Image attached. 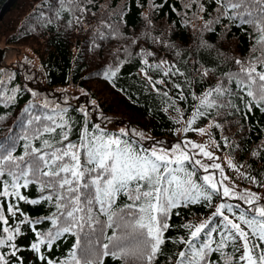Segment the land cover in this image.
Instances as JSON below:
<instances>
[{
    "label": "trees",
    "instance_id": "16d2710c",
    "mask_svg": "<svg viewBox=\"0 0 264 264\" xmlns=\"http://www.w3.org/2000/svg\"><path fill=\"white\" fill-rule=\"evenodd\" d=\"M10 9L0 20V40L22 47L25 53L10 66H0V139L9 134L17 138L15 156L32 148L51 151L44 146L45 140L60 147L63 134L69 137L64 144L78 143L84 130L96 132V125L109 134L127 132L121 138L135 149L170 146L177 140L178 115H182L185 134L193 135L197 128L209 125L216 148L229 155L255 189L264 190V103L247 96L234 81L227 84L231 94L221 97L229 104L205 109L199 100L224 81L227 73L239 70L236 60L260 55L259 33L252 24L228 19L231 12L225 15L218 0H15ZM198 108L205 114L189 125ZM65 124L66 128L60 127ZM52 127L54 132L45 131ZM185 167L195 173L194 182L204 185L199 165L186 163ZM41 180L47 178L20 189L27 201L38 203L0 196V214L8 220L7 225L0 221V236L6 235L3 227L20 228L13 241L19 248L15 256L7 245L0 246L9 264H47L48 260L72 264L71 253L81 255L75 247L77 234L81 245L86 238L78 230L77 234L63 233L48 247L47 233L55 232L63 217L53 223V214L59 216V212L55 199H44L50 190H41ZM130 202L122 194L117 207ZM217 203L232 205V212L227 207L223 212L236 222L241 213L251 218L255 206L213 193L211 201L172 209L165 242L152 264H177L178 253L186 249L180 239L188 238L183 225H198L209 214V227L216 228L211 239L219 242L225 221L212 215ZM9 205L14 206L15 215ZM25 218L31 223L24 222ZM241 227L245 226L241 223ZM114 231L121 234L105 228L104 235L97 233L95 238L107 242ZM36 233L45 240L40 253L31 249L38 242ZM208 241L202 235L196 244ZM235 247L229 243L224 255L209 251L207 264L238 258L241 253ZM102 260L103 264H146L134 258L123 261L107 256Z\"/></svg>",
    "mask_w": 264,
    "mask_h": 264
},
{
    "label": "snow or ice",
    "instance_id": "6c2138e0",
    "mask_svg": "<svg viewBox=\"0 0 264 264\" xmlns=\"http://www.w3.org/2000/svg\"><path fill=\"white\" fill-rule=\"evenodd\" d=\"M218 2L224 6L225 15L231 12L228 19L237 20L240 24H252L256 28L259 33L256 45L259 46L260 55L247 61L236 60L235 64L239 66V70L227 73L224 81L206 91L199 98L200 105L209 109L229 104V101L222 100L221 97L231 94L227 84L233 81L247 96L257 100L258 104L264 103V0ZM253 51H256L255 46ZM111 75L115 73L111 72ZM203 75L207 76L208 70H205ZM204 114L205 112L198 108L187 123L191 125L197 116ZM60 127L66 128L67 125ZM95 127L97 131L91 134L85 129L78 143L69 141L64 144L63 141H68L69 137L63 134L58 141L60 147H55L45 140L44 146L51 151L32 148L30 152L26 151L25 155L19 157L14 155L17 138L9 134L0 139V196H15L19 200L38 203L37 200L27 201V198L21 195L20 189L27 188L35 179L47 178L46 182L41 180L40 184L42 191L50 190L44 199H55L59 216L53 214V223L63 217L56 231L47 233L48 247L63 233L77 234L78 230V233H82L86 238L85 243L81 245L82 237L77 234L75 247L80 249L81 255L78 256L76 251H73L72 264H103L102 257L107 256L123 261L143 259L146 264H152L165 242L164 232L170 227L167 221L172 209L181 205L187 207L201 200L211 201L213 193H219L222 197L234 195L227 186H223L221 192L223 180L217 181L214 174L203 177L204 185L191 179L195 173L186 169V163L200 165L205 172H208L209 168H220L219 164L204 165L201 160H194L186 150L190 145L191 148L199 149L209 160H213L214 157L205 150V146L186 141L183 142V147L177 144L171 150L135 149L129 141L121 138L126 137L127 132L121 130L119 134H109L98 125ZM45 131L54 132L55 128H47ZM199 131L203 132L204 129ZM138 135L143 136V133ZM22 138L27 139L26 136ZM26 156L29 158L26 159ZM221 176L223 177L222 169ZM122 194L131 202L117 207V200ZM260 199L256 193L246 192V203L249 205H256ZM13 207L9 205L8 210L15 215ZM226 207L229 212L233 211L232 205L221 203L212 214L213 217H223L225 221L219 242L211 239L212 233L216 232L215 227H209L211 220L198 225H183L188 230V238L180 239L186 249L178 253L177 264H207L206 256L209 251L221 252L224 255L223 249L228 247L229 243L237 245L234 251L241 254L238 258L227 257L225 264H231L233 259L237 260V264H264V247H261L264 245V205L254 206L251 218L241 213L238 217L240 222L224 215L223 210ZM100 216L106 217V220L102 221ZM0 221L4 225L8 224L3 214H0ZM24 222L31 223L27 218ZM241 223L245 227H241ZM105 228L118 229L121 234L118 236L114 231L113 235L107 238V242L96 239L97 233L104 235ZM2 232L6 235L0 236V246L7 245L15 256L19 248L13 241L20 233L19 226L15 229L3 227ZM36 235L38 242L32 243L31 249L40 253V245L44 244L45 240L39 239L40 233ZM202 235H207L209 241L201 243L198 247L196 241L200 240ZM213 243H216L215 248L212 247ZM257 249L258 254H254ZM40 259L44 260L45 257L41 255ZM0 264H9L5 253L2 252ZM47 264L54 262L48 260ZM64 264L68 262L65 261Z\"/></svg>",
    "mask_w": 264,
    "mask_h": 264
},
{
    "label": "rangeland",
    "instance_id": "374dc122",
    "mask_svg": "<svg viewBox=\"0 0 264 264\" xmlns=\"http://www.w3.org/2000/svg\"><path fill=\"white\" fill-rule=\"evenodd\" d=\"M0 44V64L4 66H10L16 59L22 57L24 55V50L20 46H14L13 44H4L1 41ZM6 64V65H5ZM179 124L176 130V137L177 140L170 146H163V145H152L150 149L156 148L157 150L164 149V150H171L174 149L177 144H181L184 146L183 142L191 141L193 144H198L205 146V150L210 152L214 157L213 160H209L207 157L203 156L200 153L199 149H194L189 147L186 149L189 154L193 157V159H199L202 161L204 165L210 164H219L220 168H209L208 172H205L202 168L203 177L205 175L214 174V177L217 181L223 180V185L220 186L221 192L223 191V186H227L230 190L234 193V195L229 196V198H234L239 202L246 203V192H254L256 193L261 199L256 203L255 206L264 205V190H259L254 188V182L252 180L246 179L245 175L234 165L232 160L230 159L229 155L224 152H220L216 148V143L213 137L210 135L209 132V125H205L202 127L197 128L193 135H187L184 133L185 129V121L186 117L182 115H178ZM121 128L120 126L117 129ZM200 129H204L203 132L199 131ZM221 169L223 170V177L221 176ZM219 207V203L216 205V209ZM225 216H228L229 219L234 220L230 217L227 213H224ZM210 217V214L202 218L201 222L207 221ZM235 221V220H234Z\"/></svg>",
    "mask_w": 264,
    "mask_h": 264
},
{
    "label": "water",
    "instance_id": "95a60500",
    "mask_svg": "<svg viewBox=\"0 0 264 264\" xmlns=\"http://www.w3.org/2000/svg\"><path fill=\"white\" fill-rule=\"evenodd\" d=\"M15 0H0V20L4 14L11 8Z\"/></svg>",
    "mask_w": 264,
    "mask_h": 264
},
{
    "label": "bare ground",
    "instance_id": "6f19581e",
    "mask_svg": "<svg viewBox=\"0 0 264 264\" xmlns=\"http://www.w3.org/2000/svg\"><path fill=\"white\" fill-rule=\"evenodd\" d=\"M10 11H11V9H10ZM6 13H7V12H6ZM2 18H3V17H2ZM0 44H1V43H0ZM5 65H6V64H5ZM0 66H4V65H1V64H0Z\"/></svg>",
    "mask_w": 264,
    "mask_h": 264
}]
</instances>
